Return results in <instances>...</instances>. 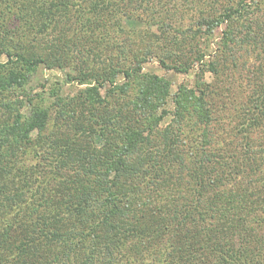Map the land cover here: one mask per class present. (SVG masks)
<instances>
[{
	"label": "trees",
	"instance_id": "1",
	"mask_svg": "<svg viewBox=\"0 0 264 264\" xmlns=\"http://www.w3.org/2000/svg\"><path fill=\"white\" fill-rule=\"evenodd\" d=\"M26 2L18 8L21 15H41L42 8L31 5L34 0ZM54 2L49 7H57ZM3 26L6 30L0 28V33L12 32L8 22ZM19 26L17 44L0 43L7 61H14L13 54L17 58L14 71L11 67L5 83H0V93L13 84L21 87L28 79L20 67L31 75L46 62L40 55H28L32 48L28 39L41 35L40 28L25 21ZM45 54L56 57L48 50ZM56 58L49 68L62 64L63 57ZM85 69L74 66L67 79L94 85L82 88L71 100L55 101V113L69 122L71 134L62 144L54 141L45 148L51 170L56 174L64 169L68 175L55 191L60 200L36 203L39 190L26 184L29 176L17 154L41 142L46 120L40 108L31 107L28 114L21 111L13 126L0 127V225L19 230L15 242L0 232V264H117L120 259L124 264H264L259 258L264 256V244L251 235L264 228L260 165L230 163L201 147L198 152L182 129L160 130L165 93L136 80L132 69L118 65L107 71ZM129 92L133 95L127 97ZM112 99L119 102L109 108ZM147 123L150 129L145 131ZM33 128L35 137L29 133ZM154 133H160L162 143H155ZM94 136L103 139L100 147L93 144ZM170 184L182 193L174 196ZM17 206L3 221L4 210ZM252 240L256 244L251 245Z\"/></svg>",
	"mask_w": 264,
	"mask_h": 264
},
{
	"label": "rangeland",
	"instance_id": "2",
	"mask_svg": "<svg viewBox=\"0 0 264 264\" xmlns=\"http://www.w3.org/2000/svg\"><path fill=\"white\" fill-rule=\"evenodd\" d=\"M26 1L0 0V28L6 30L1 26L7 22L12 25V32L0 33V43L10 41L7 45L12 47L21 38L19 25L34 24L41 35L28 39L32 47L28 55H40L46 62L39 63L31 75L18 63L21 73L29 77L21 87L13 84L0 93V127L14 124L16 114H28L31 107L40 108L46 120L41 142L17 151L29 176L26 184L39 190L36 203L60 200L55 191L68 176L64 169L56 174L51 170L45 150L71 134L69 122L55 113V101L58 97L71 100L82 88L94 85L68 80L74 66L132 69L136 80L165 93L166 114L158 124L160 130L182 129L198 152L201 147L216 157H227L230 163L249 167L254 162L264 170V0H55L57 7H49L52 0H34L31 5L42 8L34 18L18 10ZM4 47L0 44V63L6 62L0 67V83H5L17 60L13 54L14 61H7L1 53ZM47 50L63 57L62 64L49 68L47 64L56 57L46 56ZM119 101L112 99L109 108ZM143 129H150L148 123ZM29 133L35 137L37 130ZM158 134H153L155 143H162ZM93 144L100 147L103 139L94 136ZM169 188L174 196L183 191L173 184ZM19 207L4 210L3 221ZM134 210L138 216V209ZM46 216L52 218L47 212ZM0 228L14 242L19 238L12 225L5 228L1 223ZM251 235L264 244V228ZM117 264H124V259Z\"/></svg>",
	"mask_w": 264,
	"mask_h": 264
}]
</instances>
